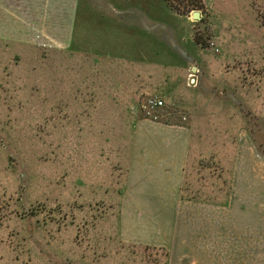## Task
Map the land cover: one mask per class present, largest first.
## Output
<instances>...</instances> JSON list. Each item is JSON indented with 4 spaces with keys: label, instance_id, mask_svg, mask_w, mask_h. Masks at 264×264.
<instances>
[{
    "label": "rangeland",
    "instance_id": "374dc122",
    "mask_svg": "<svg viewBox=\"0 0 264 264\" xmlns=\"http://www.w3.org/2000/svg\"><path fill=\"white\" fill-rule=\"evenodd\" d=\"M211 2L196 21L164 0H0V264H264V231L237 217L228 226L221 210L232 178L223 163L236 148L225 131L238 114L264 157V0ZM136 74L151 92L171 89L162 110L170 121L187 124L197 106L199 144L208 150L214 139L220 149L184 178V200L215 208L195 216L196 255L177 250L170 232L160 235L170 247L134 239L120 215L118 167L143 117L141 96L132 101L126 90ZM92 79L102 103L84 98ZM221 84L234 87L229 106L216 98L209 111Z\"/></svg>",
    "mask_w": 264,
    "mask_h": 264
},
{
    "label": "crops",
    "instance_id": "0c3cea01",
    "mask_svg": "<svg viewBox=\"0 0 264 264\" xmlns=\"http://www.w3.org/2000/svg\"><path fill=\"white\" fill-rule=\"evenodd\" d=\"M202 1L205 7L212 9L211 3L213 1ZM246 1L250 6L251 0ZM139 13L144 15V20L147 19L145 11L144 13ZM214 16L216 15L214 14ZM185 17L188 19V16ZM140 18L142 19V17ZM72 21L67 47L71 45L73 39L74 18ZM192 40L195 43L193 33ZM196 46L198 45L196 44ZM198 47L205 50V48ZM191 62H193L192 65H195L191 69L196 68L197 74L203 75V71L197 63L193 60ZM93 66L90 71L95 72L93 76L96 79V73L99 70L95 67L96 65ZM87 68L88 65L84 71ZM130 77L131 75L127 76L128 79ZM132 77H135L133 86H127L126 89L128 97L132 101L139 99L140 96L142 101L152 96L164 101L163 98L170 96L171 89L167 87H155L154 92H151L148 85L146 86V81L142 80V84L138 83V79L141 78L140 75L136 74ZM88 86L95 88L97 86L96 80L93 81L92 79L87 86L84 85L85 88L89 89L84 96L86 102L92 104L102 103V97L99 98L96 92L91 91V88ZM232 88L234 87L230 85L226 87L224 84L217 86L211 98L208 99L210 104L207 103L204 106H207L206 108L210 111V109L216 107V98H218L223 101V104L220 105L227 108L226 106H229V96L233 95ZM115 91L116 95H119L117 88H115ZM180 97L178 98L180 99ZM236 98L239 100L238 104H240L241 99ZM181 101L183 100L180 99V103ZM111 102L113 105L115 104L113 98H111ZM182 103L187 104L185 100ZM186 108L189 109L187 106ZM195 109H197V106L192 107L190 120L187 124H181L180 118L175 119V117L170 121L165 116L166 119L159 122H152L144 117L136 118L132 129L128 131L132 137L130 144L127 146L126 153H123L125 161H122V167L121 164L118 167L120 171H124V179L119 196L124 201L120 205V215L125 216L124 226L126 230L129 231L134 239L136 237H139L141 240L143 239V243H148L145 242L146 237H148L147 239L162 241V243H153L152 245L155 244L163 247L169 246L164 241L167 235L163 240H160V235L170 232L175 248L181 250V252L190 248L191 255L194 253L196 255L198 252L196 249L198 247L196 239L198 232L202 231L198 223L199 218L207 217L209 211L214 212L215 208L210 204H195L183 199L185 174L188 171V167H193L200 158L209 157L211 151L214 155V151L220 150L214 139L210 140L211 147L208 150H204L206 148H203L199 144L200 135L198 133L200 132L198 131L200 130H195L196 123L194 120L197 113ZM209 111L207 118H215L213 115L210 117ZM227 117L228 120L232 119V115L227 114ZM215 120L217 119L215 118ZM238 120L240 121L237 125L238 127H235L231 132L225 131L226 139L232 141V145H235L236 148L232 156L227 155L229 162L223 163V166L224 164L227 165L224 170L230 171L232 168V178L228 196L221 208L222 215L224 216V223L225 221L228 222V226H230L231 221L235 222L234 219L237 217L236 221L239 224L253 225L252 229L262 234L264 231V157L259 154L254 140L248 134L246 115L238 114ZM257 131H255V134ZM194 135L198 137L195 140H193ZM233 137H235L236 143ZM117 153L119 152L115 154ZM224 161H228V159H224ZM106 192L102 191L103 195ZM196 215L199 218H196ZM189 217L195 218L189 219ZM203 221L202 219L201 222ZM193 241L195 242L192 243Z\"/></svg>",
    "mask_w": 264,
    "mask_h": 264
},
{
    "label": "trees",
    "instance_id": "16d2710c",
    "mask_svg": "<svg viewBox=\"0 0 264 264\" xmlns=\"http://www.w3.org/2000/svg\"><path fill=\"white\" fill-rule=\"evenodd\" d=\"M166 4L177 14L188 16L193 11L203 12L204 5L202 0H164ZM203 21V20H201ZM195 43L201 48H207L208 43L197 31L193 33Z\"/></svg>",
    "mask_w": 264,
    "mask_h": 264
},
{
    "label": "built area",
    "instance_id": "2783aa9c",
    "mask_svg": "<svg viewBox=\"0 0 264 264\" xmlns=\"http://www.w3.org/2000/svg\"><path fill=\"white\" fill-rule=\"evenodd\" d=\"M164 102L155 96L146 98L139 106L141 113L145 119L152 122H159L164 119L162 110L164 109ZM183 120L185 118L183 117Z\"/></svg>",
    "mask_w": 264,
    "mask_h": 264
},
{
    "label": "water",
    "instance_id": "95a60500",
    "mask_svg": "<svg viewBox=\"0 0 264 264\" xmlns=\"http://www.w3.org/2000/svg\"><path fill=\"white\" fill-rule=\"evenodd\" d=\"M191 17L193 18V19H195L196 21H198L199 20V12H197V11H193L192 13H191ZM196 70V68H193V70L192 71H195Z\"/></svg>",
    "mask_w": 264,
    "mask_h": 264
}]
</instances>
